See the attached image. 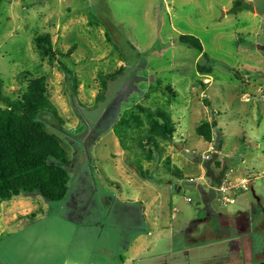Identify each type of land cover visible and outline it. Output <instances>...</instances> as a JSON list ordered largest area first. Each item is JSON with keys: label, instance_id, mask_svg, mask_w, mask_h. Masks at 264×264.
Returning a JSON list of instances; mask_svg holds the SVG:
<instances>
[{"label": "rangeland", "instance_id": "374dc122", "mask_svg": "<svg viewBox=\"0 0 264 264\" xmlns=\"http://www.w3.org/2000/svg\"><path fill=\"white\" fill-rule=\"evenodd\" d=\"M235 1L0 0V88L15 99L29 76L47 78L62 120L47 112L40 118L62 139L70 174L64 202L39 193L0 202V264L217 263L225 240L204 239L205 226H190L209 216L206 197L225 218L252 213L258 198L264 207V0H242L253 10L231 14ZM45 33L53 60L35 49V37ZM181 36L197 38L203 51ZM121 67L125 73L109 80L98 101L100 77ZM137 104L166 111L174 123L160 162L124 150L114 133ZM207 121L215 124L217 150L208 161L202 157L211 143L196 132ZM165 157L178 175L165 169ZM222 175L221 185L234 189L213 185ZM81 177L93 188L81 186ZM243 179L248 190H241ZM74 191L78 204L70 203ZM103 195L115 197L113 210L142 202L148 221L157 223L149 226L152 236L128 247L115 238L117 230L127 233L126 221L111 215L107 229L96 226ZM131 214L128 206V222ZM190 230L197 244L183 238ZM163 236L173 237L165 246L173 253L157 256L153 243Z\"/></svg>", "mask_w": 264, "mask_h": 264}, {"label": "trees", "instance_id": "16d2710c", "mask_svg": "<svg viewBox=\"0 0 264 264\" xmlns=\"http://www.w3.org/2000/svg\"><path fill=\"white\" fill-rule=\"evenodd\" d=\"M244 10L253 8L242 0H236L230 13L238 14ZM180 42L203 51L201 42L193 36H181ZM34 45L40 55L52 60L55 58L50 34L37 35ZM203 68L198 69L201 71ZM125 71L126 67H121L100 77L102 89L98 101L104 100L109 80H116ZM25 83L22 95L15 99L0 88V101L6 104L5 108H0V202L34 193L50 202H64L68 198L70 182L66 168L69 165L68 152L62 139L49 131L40 115L47 112L58 120L62 118L48 95L45 76H29ZM213 128L215 124L207 121L201 123L196 132L211 143ZM174 132L170 114L142 104L128 110L114 129L121 147L124 150H141L146 162H160L164 158L162 142L171 141ZM165 160V169L178 175V171L171 168L168 157Z\"/></svg>", "mask_w": 264, "mask_h": 264}, {"label": "flooded vegetation", "instance_id": "af4514ba", "mask_svg": "<svg viewBox=\"0 0 264 264\" xmlns=\"http://www.w3.org/2000/svg\"><path fill=\"white\" fill-rule=\"evenodd\" d=\"M214 155H216V153ZM215 163L217 162L215 161ZM220 168L221 167H219V170L216 171L221 172L222 170ZM212 172L213 170H210L209 173ZM216 177L218 176H215V181H213L214 178L212 179L213 184L214 182H218L221 178L219 177L217 180ZM246 181V187L242 189L237 188V190H248L251 185H249L248 180ZM205 202V211L209 216L205 219V221H196L190 226H194L197 223V225L205 226L207 229L205 231L207 236L204 237L210 236L211 234L208 235V233L211 232L214 233L215 237H226L224 239L225 242L223 249L219 252V257L214 263L229 264L231 262H237L242 264L249 260L248 264H264V207L260 206L259 198L258 205H251L253 209L252 213H240L238 217L234 218L217 216L211 208V198L206 197ZM260 212H262V214L257 217ZM190 231L191 232L188 231V233L186 232V235L189 238L188 241H190V244H196V242H193L196 236L189 234L194 230ZM197 238L198 237L195 239Z\"/></svg>", "mask_w": 264, "mask_h": 264}, {"label": "crops", "instance_id": "0c3cea01", "mask_svg": "<svg viewBox=\"0 0 264 264\" xmlns=\"http://www.w3.org/2000/svg\"><path fill=\"white\" fill-rule=\"evenodd\" d=\"M146 173H149L148 171H146ZM223 178L225 176H222ZM222 177L220 178V180L218 182H214L213 185L217 186L218 184L220 185L222 182ZM84 178L81 177L80 178V182L79 184L81 186H87V188H89V186L91 187V189L93 188L92 185L90 183H85L84 182ZM213 181H215V179H213ZM84 183V184H83ZM95 193V191H93V194ZM73 196L70 199V203L72 204H78L77 201H75V197L77 196L75 194V191L72 194ZM75 195V196H74ZM33 195H29L27 198H32ZM88 200L91 202V204H94V201L92 199V197H89ZM103 205H105V209L101 211L102 213V217L98 218L97 220V225L99 228L101 229H107L106 226L108 224V220L110 219L109 217L112 215V218L114 220H122L123 222L126 221V225L124 228L127 229V233H125L122 230H117L115 233V238L117 239V243L121 242V243H129V246H134L136 244L140 243L141 238L143 237L144 234L147 233L148 236H152V228L150 227H155L157 226L156 222H149L147 217H146V209L143 205L142 202H140L139 200H129L127 203H123V206L119 205L115 207V210H113V207L116 204V200L115 197L113 196H108V195H103ZM137 203H140V206H137ZM128 206H130V208H134V214H131L129 216V218H131L130 222L127 221L126 215H127V208ZM100 210V209H98ZM28 212L25 211L22 215L27 214ZM99 214V212H98ZM89 217V216H87ZM69 218H71V216L69 215ZM106 218V219H105ZM126 219V220H125ZM133 220V221H132ZM128 226V227H127ZM188 233V232H187ZM211 235L208 237H203L204 239H214L215 235L213 232L210 233ZM212 236V237H211ZM218 239L223 238L225 239L226 237H221V236H217ZM173 238V237H172ZM169 239V237L167 236H163L161 237V239L155 240V242L153 243L155 246V251L159 250L157 252V256L166 254V255H170L173 253V251H171V249H169L168 247H165L166 245H168L170 243V246L172 247L174 245V239ZM184 239L186 238V243L190 244L188 241L189 238L187 237V235H185L183 237ZM148 239V238H147ZM169 240H171L169 242ZM127 241V242H126ZM193 242H196V244L198 242H200V240L198 239H194ZM192 242V243H193ZM165 247V250H164ZM187 251V250H186ZM249 260L246 261V263H242V264H248ZM229 264H241V263H237V262H231Z\"/></svg>", "mask_w": 264, "mask_h": 264}, {"label": "built area", "instance_id": "2783aa9c", "mask_svg": "<svg viewBox=\"0 0 264 264\" xmlns=\"http://www.w3.org/2000/svg\"><path fill=\"white\" fill-rule=\"evenodd\" d=\"M185 151L189 153V150H188V149H185ZM215 153H217V150H216L215 146H213V144L211 143L210 148L207 150V152H206L205 155L202 157V159H203V160H206V161L211 160V158L213 157V155H214ZM240 184L243 186V188H245V187H246V184H247V181H246L245 179H243V180L240 182ZM234 187H235V188H239V185H236V186H234ZM228 189H234V188L225 187V186H224V183H223V184L221 185V187L219 188V190L222 191V192H224V193L227 192ZM225 200L228 201V202L231 201L228 197H226ZM188 201H190V199H188Z\"/></svg>", "mask_w": 264, "mask_h": 264}, {"label": "water", "instance_id": "95a60500", "mask_svg": "<svg viewBox=\"0 0 264 264\" xmlns=\"http://www.w3.org/2000/svg\"><path fill=\"white\" fill-rule=\"evenodd\" d=\"M222 180H223V177H222ZM221 185V184H220ZM220 185L218 184L217 186L220 187Z\"/></svg>", "mask_w": 264, "mask_h": 264}]
</instances>
